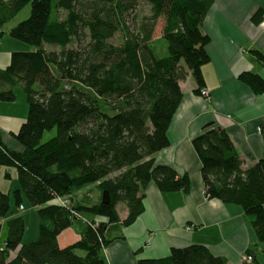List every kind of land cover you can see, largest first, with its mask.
<instances>
[{
    "label": "trees",
    "instance_id": "trees-1",
    "mask_svg": "<svg viewBox=\"0 0 264 264\" xmlns=\"http://www.w3.org/2000/svg\"><path fill=\"white\" fill-rule=\"evenodd\" d=\"M141 4L146 14L139 13ZM27 5L28 18L7 34L30 48L12 53L0 71V85L8 87L0 100L14 102L18 86L27 105L26 120L14 135L23 150L8 148L0 132V169H13L18 183L12 196L0 191V221L6 219L0 264H106L107 227H127L143 213L148 184L164 193L189 191L186 176L156 164L154 157L169 146L167 130L182 99L180 82L191 76L196 93L205 85L202 67L210 60V39L202 25L213 0H0V28ZM260 15L257 11L253 20ZM157 29L160 37L154 39ZM161 40L163 56L156 48ZM253 54L264 61L259 51ZM239 79L255 94L264 92L259 75L247 72ZM51 130L55 134L43 140ZM260 133L264 140V122ZM192 146L205 196L240 207L264 242V157L243 169L227 132L212 124ZM4 178L10 179L9 172ZM89 187L98 190V202L74 199ZM103 193L107 203L101 202ZM63 197L68 205L54 203ZM11 199L15 207L25 201L36 209L35 241L22 243L25 224L22 216H10ZM118 205L127 209L123 220ZM73 226L79 241L59 248L57 236ZM252 258L241 264H257ZM137 264L227 262L193 245Z\"/></svg>",
    "mask_w": 264,
    "mask_h": 264
},
{
    "label": "crops",
    "instance_id": "crops-1",
    "mask_svg": "<svg viewBox=\"0 0 264 264\" xmlns=\"http://www.w3.org/2000/svg\"><path fill=\"white\" fill-rule=\"evenodd\" d=\"M257 11H261V17L255 22ZM3 28H0V71L9 66L12 53L29 50L15 47V40L7 34L11 28ZM202 30L210 39L206 47L210 60L202 67L203 89L208 91V96L201 97L195 92L197 87L191 76L180 82L182 99L167 130L169 146L154 157L156 164L172 167L180 176H186L189 191L164 193L155 184H148L143 191V213L127 227L119 224L107 227L106 236L111 242L102 253L106 264H137L143 259L167 257L173 249L193 245L208 248L227 264H241V256L247 251L257 264H264V242L257 240L251 220L242 209L205 196L201 163L192 146V140L206 125L212 124L227 132L243 161V169L264 157V140L258 131L264 122V92L255 94L239 79L242 73L251 72L264 80V61L253 54L259 51L264 56V0H213ZM3 87L0 85V92ZM18 90L22 93L18 86L14 93ZM16 97L15 94V101ZM14 102L0 100V132L8 148L21 152L23 148L14 135L27 114L14 113L3 106ZM23 102L26 104L24 95ZM5 172H9L10 179L4 178ZM0 173H3L0 191L12 196L18 189L15 171L1 168ZM86 189L90 191L92 187ZM88 191H79L74 199L85 196L94 199L93 191L83 195ZM22 206L21 212L11 199L10 216L20 215L26 224L24 202ZM121 206H117V212L123 220L127 209ZM87 219L103 221L98 217ZM5 220L1 221L2 226ZM34 222L37 225L36 213L35 221L31 218V223ZM37 238L38 227L32 231L31 239H22V243ZM79 239V232L73 226L63 230L56 240L62 249Z\"/></svg>",
    "mask_w": 264,
    "mask_h": 264
},
{
    "label": "rangeland",
    "instance_id": "rangeland-1",
    "mask_svg": "<svg viewBox=\"0 0 264 264\" xmlns=\"http://www.w3.org/2000/svg\"><path fill=\"white\" fill-rule=\"evenodd\" d=\"M146 8L147 7L145 5L141 4L139 13L146 14L147 10H148ZM29 13H30V6L27 5L21 12H19L17 14V16L11 22L6 24L3 29H9V28L16 26L18 23H20L23 20H25L26 18H28ZM159 37H160V29H157L155 34H154V39H157ZM120 38H121L120 34H117L112 39V43H114L115 45L119 44ZM15 47H17V48L18 47L30 48L29 46L22 44L20 42H16V41H15ZM156 48H157L158 54L163 56L166 53V45H165L164 40L157 42ZM15 94L17 96L16 101L13 104H3V106H5L11 112L23 113L24 115L27 114V105L24 104V102H23V94L19 90ZM54 134H55V130H51L50 132H45L44 136H43V140H47L48 138L52 137ZM0 176H1V179H3V173H0ZM85 191H88V190L85 189ZM91 192H92V195H94V199L92 196L91 201L92 202H98V200L100 199V194L95 187H92V189L90 191H88L85 194L83 193V195H88ZM86 197L90 199V197H88V196H86ZM85 198L79 197L76 201H81L82 199H85ZM24 203H25V207H26L25 215H27V220H26V224H25V226H26L25 234L23 235L22 239L28 240V239H31V233H32V231H35L37 229V225H36V222L31 223V218H33V220L35 221V210L33 208H31L25 201H24ZM121 207L122 206L119 205V208H121ZM5 234H6V227H5V225H3L1 227L0 242H2V240L5 238Z\"/></svg>",
    "mask_w": 264,
    "mask_h": 264
},
{
    "label": "built area",
    "instance_id": "built-area-1",
    "mask_svg": "<svg viewBox=\"0 0 264 264\" xmlns=\"http://www.w3.org/2000/svg\"><path fill=\"white\" fill-rule=\"evenodd\" d=\"M199 95H200L201 97H207V96H208V91H207L206 89H201ZM258 131L260 132V128H258ZM69 202H70V201L68 200L67 197H63V198H57V199L55 200L54 203H56V204H58V205H61V206H66V205L69 204ZM18 209H19V211H21V212L24 211V207H23L22 205H20V206L18 207ZM0 223H1V221H0ZM252 260H253V258H252V256L249 255V254H243V255L241 256V262L250 263V262H252Z\"/></svg>",
    "mask_w": 264,
    "mask_h": 264
},
{
    "label": "water",
    "instance_id": "water-1",
    "mask_svg": "<svg viewBox=\"0 0 264 264\" xmlns=\"http://www.w3.org/2000/svg\"><path fill=\"white\" fill-rule=\"evenodd\" d=\"M101 202L102 203H107L108 202V198H107V195L105 193H103V195H102Z\"/></svg>",
    "mask_w": 264,
    "mask_h": 264
}]
</instances>
